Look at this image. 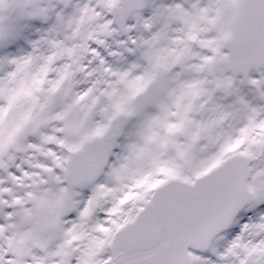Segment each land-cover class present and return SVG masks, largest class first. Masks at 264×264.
<instances>
[{"label":"snow or ice","instance_id":"snow-or-ice-1","mask_svg":"<svg viewBox=\"0 0 264 264\" xmlns=\"http://www.w3.org/2000/svg\"><path fill=\"white\" fill-rule=\"evenodd\" d=\"M0 264H264V0H0Z\"/></svg>","mask_w":264,"mask_h":264}]
</instances>
